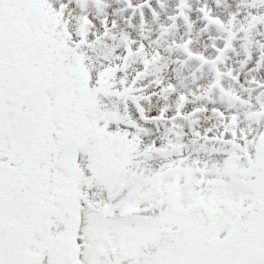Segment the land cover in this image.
Listing matches in <instances>:
<instances>
[{
  "label": "snow or ice",
  "instance_id": "1",
  "mask_svg": "<svg viewBox=\"0 0 264 264\" xmlns=\"http://www.w3.org/2000/svg\"><path fill=\"white\" fill-rule=\"evenodd\" d=\"M0 264H264V0H0Z\"/></svg>",
  "mask_w": 264,
  "mask_h": 264
}]
</instances>
